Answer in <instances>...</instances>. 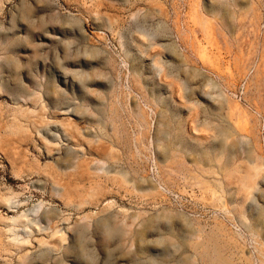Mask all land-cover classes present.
Returning a JSON list of instances; mask_svg holds the SVG:
<instances>
[{"label": "rangeland", "instance_id": "rangeland-1", "mask_svg": "<svg viewBox=\"0 0 264 264\" xmlns=\"http://www.w3.org/2000/svg\"><path fill=\"white\" fill-rule=\"evenodd\" d=\"M214 253L264 264V0H0V264Z\"/></svg>", "mask_w": 264, "mask_h": 264}, {"label": "bare ground", "instance_id": "bare-ground-1", "mask_svg": "<svg viewBox=\"0 0 264 264\" xmlns=\"http://www.w3.org/2000/svg\"><path fill=\"white\" fill-rule=\"evenodd\" d=\"M254 171H258L259 170V167L258 166H255L253 168ZM247 178L246 177H243V184L245 186V180ZM100 226L104 229L107 228L106 224L105 223H101ZM117 232V231H116ZM115 232L111 231V230H107L104 232V235H103V239L105 241H110L112 240L113 236L115 235L114 234ZM116 235H119V233H116ZM72 251H69L68 253H71ZM74 252L79 255L80 257L84 256L85 253H84V247H82L81 243H79V245L77 247L74 248ZM145 252V250H142L141 253ZM151 263V261H150ZM149 262H147L146 264H150ZM182 264H189L188 261L186 262H183ZM206 264H228L226 263V261L222 260L221 258H219V256L217 254L214 253V256L210 257L208 262Z\"/></svg>", "mask_w": 264, "mask_h": 264}]
</instances>
